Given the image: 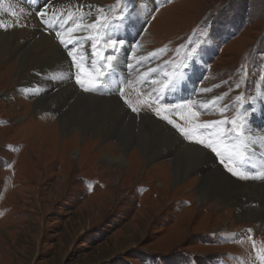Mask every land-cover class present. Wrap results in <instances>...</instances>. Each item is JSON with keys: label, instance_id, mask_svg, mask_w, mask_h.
<instances>
[{"label": "rangeland", "instance_id": "1", "mask_svg": "<svg viewBox=\"0 0 264 264\" xmlns=\"http://www.w3.org/2000/svg\"><path fill=\"white\" fill-rule=\"evenodd\" d=\"M88 1L104 7L108 15L96 29L98 46L93 49L95 37L87 26L94 19L86 14L80 23L87 29L80 37L79 30L63 34L65 39L75 37L84 49L74 53L76 63L65 53L71 78L81 94L114 96L135 116L134 124L139 115L147 113L177 132L184 143L203 148L213 158L216 155L210 149L189 140L168 120L182 128L228 121L200 133L213 138L230 132L235 120L242 134L229 137L231 163L248 176L264 173V104L259 120L249 118L254 116L249 114L252 105L264 98V0ZM73 3L75 0H53L44 19H34L53 35L60 50L64 47L54 32L65 26L62 10ZM3 7L7 6H0V32L21 29L19 10ZM134 12L139 14V23L130 22L135 19ZM116 19L123 31L119 27L118 33L108 34ZM112 41L119 50L125 46L116 62L120 66L113 73L119 50H112ZM139 49L142 52L134 54ZM109 55L116 59L106 73L115 75V84L110 77L111 89L99 86L97 92L84 91L76 76L82 75L85 87H91L90 79L102 72L100 68H107L104 57ZM16 60L11 54L0 57V264H264V241L258 240L254 231L257 222L236 216L248 208L260 210L258 197L263 193L264 198V180L233 176L220 159L215 160L231 179L257 190L248 193L243 187L236 188L233 194L240 199L239 205L216 204L210 199L200 204L194 194L197 175H201L198 167L185 181L168 183L178 150L172 147L171 138L149 128L147 140L163 157L149 164L135 162L138 152L133 145L125 153L123 167H110L100 149L111 142L113 152L117 150L120 140L114 132L129 128L125 125L128 116L116 120L109 108L100 109L112 127L106 136L95 143L93 137L87 143L79 138L72 141L78 129L68 131L67 136L58 129L63 110H47L39 103L61 88L47 84L50 68L61 76L59 60L46 68H25L30 77L23 82ZM126 63L136 66L138 85L117 80ZM8 65L13 67L10 73H6ZM72 70L76 71L72 74ZM173 80L175 84L167 86ZM198 95L209 100L208 108L196 103ZM74 99L68 97V102ZM133 107L140 112H133ZM157 109L163 110L161 115ZM225 163H229L227 156ZM245 199L249 203H243Z\"/></svg>", "mask_w": 264, "mask_h": 264}, {"label": "bare ground", "instance_id": "2", "mask_svg": "<svg viewBox=\"0 0 264 264\" xmlns=\"http://www.w3.org/2000/svg\"><path fill=\"white\" fill-rule=\"evenodd\" d=\"M52 1L53 0L51 1L50 0H40L39 2L36 0H22V1L3 0V3L1 1L0 6L1 5L7 6V7H3L2 10L9 9L14 12L17 9L19 10V13L22 15L21 17H23V19H19V25H20L19 28L21 29H16V30H13L12 32H5V33L0 32V57H2V55L4 54L5 55L11 54L18 60V61L16 60L18 63L17 67L21 70L18 77H20L21 82H23V80L24 81L27 80L26 78L30 77V75L27 72L28 70H25V68L28 67V69L30 70L35 69V68H38V69L46 68V65H52L56 60H59V66L61 67L62 74L61 76H59L57 74V70L50 68L51 70L49 69L48 71V83L47 84L51 86L53 85L55 87L56 86L61 87V88L57 92H49V93L47 92L48 93L47 97L45 98L42 97L39 100V103L42 104L40 105L41 107L43 106V108L47 110H63V117H61L59 121V126H58V129L60 130V133L63 136H67L68 131L72 132L74 131V129H78L77 131L78 133L73 134L74 136L72 137L73 138L72 141H76L75 139L79 138L78 140H81V141L85 140V142L86 140H88L91 142L90 137H93L92 140L95 143V141H97L96 139L99 140L100 137H105L106 131L108 129H111L112 127L107 122L109 119L106 113H104L105 111L103 112L105 116H102L101 112H98V111L100 109L105 110L106 108H109L110 109L109 111H111L112 113L113 112L115 113L114 116L116 120L117 119L121 120V118L124 115L128 116V118L125 120V125L127 124L126 126H129V128L126 127L123 129H117L114 132L117 138L120 140L118 142L117 150H115V152H113L114 150H113V145L111 142L108 143L104 147V149H100L102 152H104L103 161L107 163L110 167L111 166L119 167V168L123 167L126 164L125 153H127V151L133 145L136 146V153L138 152L137 161L135 162L149 164V162L154 159H161L163 157L162 154L160 152L155 151L152 143L147 140V128H149V130L151 129L154 133L163 134L165 135L166 138H171L174 142V145L172 147L173 148L176 147L178 150L177 157L173 159V161L171 162L170 171L167 176V178L169 177L168 183L178 184L180 181L184 180L185 177L193 169L198 167V172H200L201 175L200 174H199L200 176L197 175L198 182L195 184V188H194L195 189L194 194L196 196V200L198 201V203L201 204L203 202H208L210 199L213 202L215 201V203L217 201L223 205H228V204L239 205L240 199L236 197V194H233L236 192L237 190L236 188L243 187L244 190H247V192L250 190H257V188L256 189L248 188L249 187V185H247L248 183L243 184V183H240V182H237L231 179L227 174H225L221 170L218 163L217 165L214 164L215 159L206 150H204L203 148H199L196 145H188L187 143H184V140L177 134V132L172 131L173 129L168 128L164 123L156 121L157 119H155L154 117H150L147 113L142 116L139 115V119L141 117V120L137 118L134 124L132 120H134L133 117L135 116L128 113L126 108L122 106V103H120L116 97L113 96V97H109L106 99V98H100V96H96V95L93 96V95H88V94H81V92L78 91L80 89L74 84L71 78L70 65L66 61L65 53H67L69 50L73 51V53H76L78 51L82 53L84 49L81 48L79 43H76L77 40L74 39L72 44H65L63 45L64 50H60L57 44L55 43L56 40H54L53 35L51 33H48L46 29H43L41 24L37 25L35 23L36 20L34 21V19L36 18L44 19L43 17H45L44 13L46 12L47 6L49 5V3L51 4ZM30 4L34 6H30ZM92 4H95V3H91L88 0H75V3H73L72 6L63 9L62 12L65 15L64 21H66V23L63 22V24L65 26L63 28L61 26L60 28H58V31L54 33H57V32H61L62 34L67 33L68 28H72L76 24H79L81 25V27L78 29L80 31L78 32L79 33L78 37H80V35L83 34L87 29L85 24L80 23L84 21V18L86 17L85 14L88 17L94 19L89 22V25L95 23L97 27L99 25V21L108 19L106 18V16L108 15L104 7H100L97 4H95V6H91ZM28 5L30 6V8ZM71 8H73L74 10H71ZM31 11L32 12L34 11L35 14H33ZM78 11L80 12L78 13ZM75 14H79V16L73 19ZM134 15H135V19H131L130 22L139 23V20L137 19L139 17V14L137 12H134ZM129 16L130 15H127V17ZM40 21L43 24L42 20ZM68 23L70 24L68 25ZM97 27L96 28L88 27L90 29L91 35L93 34V37H95L94 45H97V37H96ZM118 31H119V25L117 22L114 21L112 28L107 30V33L108 34L112 32L118 33ZM69 39L71 38L66 37L65 40H69ZM81 41L83 42L84 40L81 39ZM21 42H24V43H21ZM124 48L125 46H122V49ZM93 49L95 48L93 47ZM121 50L118 51V57L114 62V66L116 67L115 69L113 68L111 70V73H113L116 70L117 66H120V65H117L116 62L119 58V53ZM63 51H64V57L62 58ZM127 52L128 50L125 49V53ZM140 52L142 51L139 49L135 51L134 54H137ZM130 54H133V52ZM140 56H144V55H140ZM61 59H64V60H61ZM123 66L124 68L119 72L120 76L117 77V80L124 82V85H126V83H134L135 85H138L137 80H138L139 72L136 66L132 64H128V63H126ZM139 67H143V65H139ZM100 69L102 72H104V76L101 77V85H100L101 90L111 89L112 86L109 84L107 80H112L110 79V77H114V80L112 81L115 84V80H116L115 75L114 74L111 75V73H106L107 72L106 70L108 68L106 69L100 68ZM6 70H7L6 73L12 72L13 70L12 65H8L6 67ZM75 71L72 70V74ZM99 74L100 73H98L97 75ZM105 80H106V83H105ZM18 83H19L18 87L23 88L22 83L20 82ZM28 83H30V81ZM188 83L190 86L191 81H189ZM41 84H44V83H41ZM64 86H67V87H64ZM97 91L98 90L96 89L93 92H97ZM71 96H74L75 99L73 102L69 103L68 97H71ZM186 96H188L187 93H186ZM122 98L123 99L125 98L124 100L125 102H127V104L132 105L130 101L128 100V98L125 97V95H123ZM262 100L264 101V98H262ZM195 101L199 106L201 104L210 105L209 100H206V97L204 95H198L195 98ZM252 108L253 109L250 110L249 114L254 115V116H249V118L259 120L261 116L260 111L262 110L260 103H257L256 106H253ZM254 111H259V112H254ZM137 112H140V111H137ZM180 118H184V117L180 116ZM247 125L248 127H251V122L247 123ZM245 130L247 131L250 129L245 128ZM97 131H99L98 132V134H100L99 136L96 135ZM172 147L170 146L169 151L173 149ZM106 148L108 150H105ZM74 159H75V156H73V160ZM162 161L163 160H161V162ZM214 182H217V184L215 185ZM190 184L191 183H189V185ZM262 195L263 193L260 194V197H258L259 198L258 201L260 203V210L248 208L242 211L241 214L238 213L236 216L238 218H244L247 220L256 221L257 223H255L254 231L258 235L257 239L258 240L261 239V241L263 242L264 241V210H262V208H264V198L262 197ZM249 201L250 200L245 199L243 203L244 202L249 203ZM239 208L241 209V205ZM251 235L253 234L251 233Z\"/></svg>", "mask_w": 264, "mask_h": 264}, {"label": "snow or ice", "instance_id": "3", "mask_svg": "<svg viewBox=\"0 0 264 264\" xmlns=\"http://www.w3.org/2000/svg\"><path fill=\"white\" fill-rule=\"evenodd\" d=\"M124 10H126V9H122V11H124ZM80 27H81V25L76 24L74 27L68 28L67 32L70 34L75 33L76 31H78V29ZM87 27L96 28L97 25L95 23H93V24L88 25ZM56 35L59 38L61 45L72 44L73 40L75 39V37H73V39L65 40L64 35L61 32H57ZM76 43H78V40L76 41ZM120 44L122 45L123 41H120ZM97 46L98 45H93L94 48ZM111 47H112V50L114 52L119 50L116 46L115 41L111 42ZM67 55H68V57H71L73 63H76V56L74 55L73 51L69 50L67 52ZM149 55L150 56L155 55V53H150ZM104 59H106L108 61V63L106 65H104V67H107L110 69L113 66V61H114V59H116V57L109 55L107 57H104ZM93 64H95V61L93 62ZM76 67L79 69L80 65L77 63ZM102 76H104V72H101L94 79H90V83L92 84L91 87H85V81L81 78L80 75L76 76V83L78 85H80V87L83 88L84 91H95L101 85V77ZM174 84H175V81L173 80V81H170L169 85H167V86H171ZM121 95H123V93H121ZM212 103H214V101ZM200 107L206 109L209 107V104H201ZM132 111L137 112L138 109L133 107ZM162 111H163L162 109H157L156 110L157 115H161ZM192 115H195V113H192ZM164 118L168 119L167 116H165ZM168 122L174 124V127H176L179 131H181L189 140H194L196 143L203 145L207 149H210L212 153H214L217 157L220 158V163L233 176H238L242 179H262V180H264V173H261L260 175H256V176H248L245 173H243L242 171H240L238 168H236L231 163L233 153L231 151H229V148H228V144L230 142L229 137L232 136L233 134L235 136H239L242 134V127L240 130H237V125H236L235 120H233L231 122L232 123V129L230 132H220V133L216 134V138H213L211 135H201L200 133H201V131L207 130L213 126H217V125L222 124V123L226 124V123H228V121H226V120H223V121H206L202 125L198 124V125H195V126L190 127V128H182V127H180V125L175 124L170 119L168 120ZM226 156L229 160V163H225V157ZM244 159H245V157L241 156V160H244Z\"/></svg>", "mask_w": 264, "mask_h": 264}, {"label": "flooded vegetation", "instance_id": "4", "mask_svg": "<svg viewBox=\"0 0 264 264\" xmlns=\"http://www.w3.org/2000/svg\"><path fill=\"white\" fill-rule=\"evenodd\" d=\"M215 158V160H218V158L217 157H214Z\"/></svg>", "mask_w": 264, "mask_h": 264}]
</instances>
